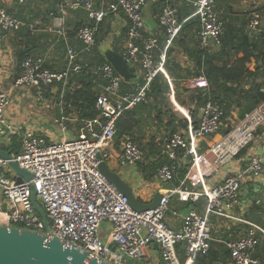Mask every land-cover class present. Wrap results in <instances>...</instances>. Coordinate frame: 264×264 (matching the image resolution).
<instances>
[{"label": "built area", "instance_id": "obj_1", "mask_svg": "<svg viewBox=\"0 0 264 264\" xmlns=\"http://www.w3.org/2000/svg\"><path fill=\"white\" fill-rule=\"evenodd\" d=\"M193 8L192 17L200 21L199 43L204 49H218L223 42L226 23L216 10L217 0H186ZM159 24L165 38V50L159 52L161 37L146 30L144 9L148 0H115L96 5L95 0H59L55 27L66 43V21L73 11H84L87 23L79 27L76 38L81 50L73 44L66 46V65L63 70L45 66L42 58L27 56L21 62L22 72L15 80L16 88H32L37 99H43L48 87L61 84L64 89L73 77L88 70L99 84L95 106L98 114L82 118L78 136L51 141L33 131L25 132L7 123L6 111L11 104L10 95L0 89V138L7 134L20 136V150L12 159L33 177L18 183L0 173V190L6 209L0 206V225H12L40 234L47 233L46 223L32 201V188L46 212L53 235L65 243H73L81 250H88L94 257L112 264H127L147 256L148 248H160L159 264H196L200 257L209 254L214 240L212 217L235 219L248 224L245 234L227 243L233 264H264L257 256L260 235L264 229L234 212L240 203L244 174L263 173L260 157H253L246 171L228 172L222 183L204 188V174L191 170L178 187L165 190L163 198L154 208L135 211L128 197L102 173L100 165L115 154L113 147L117 123L130 108L147 101L155 78L165 71L167 51L181 36L183 23L176 0H163ZM1 3V0H0ZM123 12L128 25L123 44L117 50L128 62L139 65L142 74L133 90H124V78L108 62H86L83 54H91L98 42L101 24L111 15ZM25 26L19 18L0 6V32L8 33ZM258 34L261 15L252 14L248 31ZM0 35V43L2 42ZM190 88H209L204 74L188 80ZM224 108L211 99L204 102L200 122L187 132L175 131L162 146L161 155L167 161L158 169L162 182H172L187 159L192 166L213 170L234 159L250 145L258 130L264 125V101L247 112L243 120L232 126L206 151H200L196 140L221 133L224 126ZM62 133L68 126L58 121ZM121 165L136 166L144 158L140 145L127 135L116 153ZM0 166L9 161L0 158ZM5 174V175H4ZM182 202L197 203L206 198L203 212L191 209L179 229L167 222L173 197ZM105 222L110 224L108 238L101 235ZM115 245V249L110 247ZM181 249L182 255L179 250Z\"/></svg>", "mask_w": 264, "mask_h": 264}, {"label": "crops", "instance_id": "obj_2", "mask_svg": "<svg viewBox=\"0 0 264 264\" xmlns=\"http://www.w3.org/2000/svg\"><path fill=\"white\" fill-rule=\"evenodd\" d=\"M59 0H1L0 6L6 9L13 16L25 23L19 30L8 33L0 32L2 42L0 43V89L6 90L11 99V104L6 111L7 123L19 130H30L39 135L45 136L51 141L71 139L78 136L80 118L73 112L65 113L64 94L66 88L61 84H54L48 87L43 99L38 100L36 89L16 88L15 80L22 72L21 62L27 56H36L43 59L45 66L52 70H63L66 65L67 43L73 44L81 50L82 44L76 38V32L80 26L87 23V16L84 11L71 12L66 21L68 32V42L60 36L55 27L58 16ZM115 0H95L96 5L112 2ZM178 3L181 20L187 21L192 18V14H185V10H193L186 0H176ZM238 1V0H237ZM256 2L262 0H244V2ZM241 2V1H239ZM164 5L163 0H148L144 9V16L147 22L146 30L150 34H157L163 38V31L159 24V14ZM232 0L216 2V10H220L225 23L233 22L236 27L240 26L239 16ZM217 10V11H218ZM227 17V18H226ZM128 25V18L125 13L111 15L102 24L98 34V42L91 54H83L86 62L101 63L106 59L104 48L117 51L123 44ZM250 35H255L250 30ZM199 42V35L195 28L185 31L174 45L167 51V63L165 71L159 79L161 92H152L150 99L136 106L128 116L124 114L123 120L128 117L137 122L130 134H126L119 140L115 139L113 147L114 155L107 162L109 168L119 173L123 180L127 182L140 203H151L158 192L178 187L188 172L191 170L204 174V188H209L223 182L228 172L246 171L253 157L262 158L264 168V125L258 130L253 142L244 148L234 159L227 161L213 170H205L202 166H192L189 160L184 159L175 180L172 182H162L157 177L158 169L161 167L165 157L161 155L162 146L170 135L175 131L187 132L194 124H198L204 102L211 99V85L209 88H190L187 86L188 80L200 74L195 61L194 48ZM201 47V46H200ZM202 48V47H201ZM165 50V41H161L159 52ZM207 50V49H206ZM215 51L214 47L208 49ZM136 80L125 81L124 90H133L139 82L142 70L136 65ZM254 69V68H253ZM205 75V74H204ZM207 78V77H206ZM246 79L240 85L236 94L225 95V110L227 116L224 119V126L220 134L208 136L195 141L200 151H206L210 146L220 139L232 126L239 124L245 114L249 112L250 99L253 97L254 86L261 83L263 79ZM190 94L189 99H184L182 95L176 96V91L180 86ZM80 84L72 83L70 90L78 89ZM264 87V85H261ZM237 87V85H234ZM175 93V95H174ZM198 94V96H196ZM204 95V98L202 97ZM205 96L208 98H205ZM197 97V98H196ZM222 106V105H221ZM158 111L162 114L161 119L157 118ZM59 120H63L68 126L67 133L60 130ZM158 122L159 125H153ZM187 123L184 126V123ZM155 130L152 131V129ZM58 134V135H57ZM130 135L144 150V158L136 166L121 165L117 152L120 151L122 139ZM16 136V135H15ZM7 134L0 138V147L5 150L12 149L17 152L16 145H20L21 138ZM165 163V162H164ZM163 163V164H164ZM11 172L15 176L10 166H0V173ZM5 199L0 190V206H3ZM206 198H202L197 203L180 201L177 196L171 200L170 210L167 215V222L175 229L182 225L183 217L191 210L195 209L203 212ZM262 210L263 216L257 214V210ZM238 217L247 219L260 225L264 229V171L259 176L253 173L244 174L241 188L240 203L234 212ZM211 226L214 240L209 254L197 259L196 264H233L230 252L227 247L229 241L243 236L248 228V224L235 219L212 217ZM110 224L105 222L101 231L102 237L108 238ZM261 243L257 248V255L264 259V235H260ZM182 255L181 249L179 250ZM161 260L160 248L152 245L148 248V253L139 264H159Z\"/></svg>", "mask_w": 264, "mask_h": 264}, {"label": "trees", "instance_id": "obj_3", "mask_svg": "<svg viewBox=\"0 0 264 264\" xmlns=\"http://www.w3.org/2000/svg\"><path fill=\"white\" fill-rule=\"evenodd\" d=\"M219 1L220 3L223 2V0ZM261 10H264V0L262 5L253 13H261ZM187 13L191 15L193 10L189 12L185 10V14ZM250 19L248 18V20H244L243 22L240 21L239 27H236L231 21L226 23V32L223 36V42L217 50L210 52L208 49L201 48L199 42L194 48L195 61L198 68L200 72L203 71L207 77L209 87L210 85L212 87L211 95L213 96L209 97H211L214 102L222 105L225 111V117L227 116L225 110L226 100L222 98V96L225 95L220 94V92L225 94L229 93L230 95L236 94L238 88L246 79H263L261 83H256L252 89L254 90V94L250 99V108L254 109L264 101V87L261 86L264 85V32L261 31L259 34L250 35L247 32ZM193 28L197 30V33L200 30V21L197 16L183 23L181 35L183 32L185 33V31H190V29L193 30ZM161 41H165V38H162ZM253 60L255 61V67L254 69H249V64H251ZM105 61L107 60H102V62ZM161 74L162 73H160L152 83L150 94H152L153 91L158 94L163 93L159 87ZM94 79V76L86 69L82 74L70 80L63 98L65 113L67 115L76 112L79 116L78 118L82 119L94 117L98 114L95 102L97 94L99 93V84L95 82ZM72 83L80 84L79 88L70 90ZM234 85H237V87H234ZM202 97L204 98V95H202ZM207 97L205 96V98ZM134 108L128 109L125 113L129 116ZM136 123L133 117H126L124 120L121 117L117 123L116 140H119L126 134H130ZM183 125L186 126L187 123L185 122ZM16 149L19 151L20 145H16ZM166 161L167 160H164L163 163ZM262 260L264 261V259ZM132 262L136 261L133 260Z\"/></svg>", "mask_w": 264, "mask_h": 264}, {"label": "water", "instance_id": "obj_4", "mask_svg": "<svg viewBox=\"0 0 264 264\" xmlns=\"http://www.w3.org/2000/svg\"><path fill=\"white\" fill-rule=\"evenodd\" d=\"M145 24H147L146 20ZM104 50L106 60L114 66L125 81L136 80L137 69L133 63L126 61L117 51L108 47ZM12 153V149L5 150L0 147V158L9 161L16 181L21 183L30 180L33 175L12 159ZM100 169L107 179L128 197L129 204L135 211L154 209L163 198L164 193L158 192L151 203L142 204L131 186L119 173L111 170L107 162H102ZM32 201L45 221L48 232L40 234L35 230L0 225V264H112L102 258L93 257L88 250H81L73 243H65L61 238L53 235L46 212L38 202L34 188H32ZM6 206L4 203L3 209H6ZM257 214L263 216L262 210L258 209ZM110 247L115 249V245L110 244Z\"/></svg>", "mask_w": 264, "mask_h": 264}, {"label": "rangeland", "instance_id": "obj_5", "mask_svg": "<svg viewBox=\"0 0 264 264\" xmlns=\"http://www.w3.org/2000/svg\"><path fill=\"white\" fill-rule=\"evenodd\" d=\"M233 1V4L235 5L234 7H236V11L238 12L237 14L239 15V16H243L242 17V19L240 20V21H244V20H248V18L250 19L251 18V16H252V13L257 9V8H259L261 5H262V3H263V0L262 1H258V3H256V2H253V1H251V2H244V0H232ZM239 1H241V2H239ZM218 10V9H217ZM218 12L220 13V10H218ZM220 15L222 16V17H225V16H223L222 15V13H220ZM260 15H261V29H262V31L264 32V10H261V13H260ZM227 18V17H226ZM241 22V23H242ZM100 29H101V27H100ZM238 29V28H237ZM258 34H259V32H258ZM103 59H105V58H103ZM255 67V61L253 60L252 61V63L251 64H249V69H253ZM174 95H175V93H174ZM177 95H182L183 96V98L184 99H189V96H190V94L188 93V91L184 88V85H182V86H180L179 88H178V90L176 91V96ZM196 96H198V94H196ZM197 98V97H196ZM150 99V97L147 99V100H149ZM208 99V98H207ZM157 118L158 119H161V117H162V114L158 111V113H157ZM153 125H159L158 124V122H156V123H154ZM152 129V131H154L155 132V130H153V128H151ZM58 135V134H57ZM15 138L16 139H18V137H17V135L15 136ZM140 146H141V144H140ZM142 148V147H141ZM143 150V149H142ZM143 152H144V150H143ZM110 159H108L107 160V162L109 161ZM7 176L9 177V176H11V172H10V170H8V173H7ZM38 202L41 204V200H39L38 199ZM140 261H142V260H139V261H136V262H132V261H128V263L127 264H139V262Z\"/></svg>", "mask_w": 264, "mask_h": 264}]
</instances>
